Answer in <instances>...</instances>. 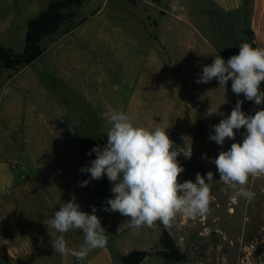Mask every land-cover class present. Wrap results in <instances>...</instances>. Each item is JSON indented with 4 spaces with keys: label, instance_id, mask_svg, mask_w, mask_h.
Here are the masks:
<instances>
[{
    "label": "crops",
    "instance_id": "obj_1",
    "mask_svg": "<svg viewBox=\"0 0 264 264\" xmlns=\"http://www.w3.org/2000/svg\"><path fill=\"white\" fill-rule=\"evenodd\" d=\"M53 1L0 0V47L22 53L27 23ZM202 1L206 65L217 55L227 61L238 54L242 42L264 48V0L251 3L252 41L243 28L245 0ZM139 2L145 10L159 12L156 19L146 14L150 30L147 20L111 0L92 9L81 5L82 18L48 38L39 58L15 71L0 69V264H123L121 257L134 252L149 253L137 264H165L150 253L154 225L134 229L128 217L103 211L106 203L100 202L96 180L80 171L91 166L88 153L96 156L91 150L107 144L103 113L123 111L140 126L170 127L168 133L175 127L194 132L195 105L180 83L178 76L183 77L173 74L160 53L174 54L178 72L182 65H202L196 55L201 53L197 37L203 36L185 0ZM216 80L206 84L215 87ZM72 124L74 132L69 131ZM85 180L90 182L81 187ZM112 186L108 180L109 199L114 198ZM73 195L81 211L97 209L109 237L105 248L93 250L85 260L55 253L49 235L54 230L47 226ZM65 239L78 250L83 233L69 231Z\"/></svg>",
    "mask_w": 264,
    "mask_h": 264
},
{
    "label": "clouds",
    "instance_id": "obj_2",
    "mask_svg": "<svg viewBox=\"0 0 264 264\" xmlns=\"http://www.w3.org/2000/svg\"><path fill=\"white\" fill-rule=\"evenodd\" d=\"M217 79L220 87L231 81L232 92L237 96L243 94L246 100L255 105L264 104V48L253 46L248 42L239 45V53L225 61L220 55L213 63L202 68L197 83H208ZM10 90L5 88L3 95ZM243 100H237L235 107L227 118L213 126L212 141L223 145L225 139H235V131L246 130L242 143H232L227 151H221L210 160L220 175V180L235 193L233 199L244 198L251 202L255 192L247 187L250 177L264 175V108L255 114H246L242 110ZM218 114V110L208 109L207 115ZM109 126L107 144L91 151L96 158L90 167L80 169L90 173L91 180H99L104 175L112 182L111 192L114 198L106 201L109 207L105 212H119L128 217L129 227L139 229L151 227L157 221L169 225L178 214L195 218L211 213V183L213 173L205 176L196 173L195 182H179V176L185 169L179 163L182 153L185 159L193 155L192 141L179 147L170 139L167 129L148 128L133 122L123 111L114 110L102 114ZM75 131V125L69 126ZM91 155V152L89 153ZM205 159L207 155L204 154ZM89 180L80 182L87 186ZM92 208V214L80 210L75 196L69 202L62 203L47 226L54 231L51 244L55 253L71 255L77 260H85L96 249H103L108 244V235ZM69 231H82L83 242L78 250L67 246L65 234Z\"/></svg>",
    "mask_w": 264,
    "mask_h": 264
},
{
    "label": "rangeland",
    "instance_id": "obj_3",
    "mask_svg": "<svg viewBox=\"0 0 264 264\" xmlns=\"http://www.w3.org/2000/svg\"><path fill=\"white\" fill-rule=\"evenodd\" d=\"M100 1L102 0H85L82 5L92 9ZM139 1L111 0V3L132 13L140 20H147L146 27L150 30L152 23L146 14L156 19L159 12L145 10V7L139 5ZM185 1L189 17L193 19L203 36V38L197 37L200 45L198 51L201 53L196 55L197 61L200 60L203 64L197 62L195 65H182L183 70L178 72L179 65L174 54L167 50L160 53V57L173 74L182 75L183 78L178 76L181 80L180 83L195 105L193 134L179 131L181 128L175 127L168 135L177 146V151L181 150L179 147L192 141L193 155L191 159H185L182 153L178 156L179 163L185 169L178 178L179 182L183 183L186 180L195 182L197 172L205 176L207 182V173L209 171L213 173L212 211L208 215L195 218L178 214L167 226L159 221L155 222L153 225L156 240L150 253L164 259L165 264H264V175L249 178L247 187L255 192L254 200L249 202L244 198L233 199L234 191L219 181L220 175L217 168L210 162L221 151L229 150L232 143H242L243 141L246 132L244 128L234 130L235 139L226 138L223 145H218L210 139V136L215 134L213 126L230 115L237 100L244 101L242 110L246 114H255V111L264 108V104L255 105L253 101L246 100L243 94L237 96L232 92L231 81L228 82L225 89L219 84L212 87L206 83L196 82L202 74V68L206 66V2L202 1L201 4L199 0ZM81 8L82 6L75 10L72 17L60 26L59 31L72 26L82 18ZM66 12H70V9H67ZM53 36L54 33L43 38L41 46L43 47ZM14 37L11 40H14ZM0 69L3 70V68ZM215 82L219 83L218 80ZM261 90L264 91L262 83ZM209 108L214 111L218 110V114L208 116ZM165 120L164 118L163 121ZM176 121L179 119L175 118L174 122ZM169 128L164 127V129ZM204 154L207 155V159ZM95 158L96 156H93L92 153L91 155L88 153L90 162ZM96 184L100 202L106 203L109 199L107 176L104 175L101 179L96 180ZM106 207L109 206L106 204ZM230 209L233 211L231 212ZM148 240L149 236L147 235L144 242H148Z\"/></svg>",
    "mask_w": 264,
    "mask_h": 264
},
{
    "label": "trees",
    "instance_id": "obj_4",
    "mask_svg": "<svg viewBox=\"0 0 264 264\" xmlns=\"http://www.w3.org/2000/svg\"><path fill=\"white\" fill-rule=\"evenodd\" d=\"M85 0H56L27 23L24 51L16 54L8 46L0 47V68L15 71L23 66L31 64L43 53L41 41L43 38L57 32L60 26L69 20L74 9L80 7ZM252 0H245L243 8V28L248 38L252 41L253 32L248 23V16ZM70 9V12H66ZM148 252H134L128 257H121L123 264H137ZM164 260V259H163ZM165 261V260H164Z\"/></svg>",
    "mask_w": 264,
    "mask_h": 264
},
{
    "label": "bare ground",
    "instance_id": "obj_5",
    "mask_svg": "<svg viewBox=\"0 0 264 264\" xmlns=\"http://www.w3.org/2000/svg\"><path fill=\"white\" fill-rule=\"evenodd\" d=\"M230 211L232 212L233 210H232V209H230ZM230 211H229V212H230Z\"/></svg>",
    "mask_w": 264,
    "mask_h": 264
},
{
    "label": "water",
    "instance_id": "obj_6",
    "mask_svg": "<svg viewBox=\"0 0 264 264\" xmlns=\"http://www.w3.org/2000/svg\"><path fill=\"white\" fill-rule=\"evenodd\" d=\"M253 44V43H252Z\"/></svg>",
    "mask_w": 264,
    "mask_h": 264
}]
</instances>
